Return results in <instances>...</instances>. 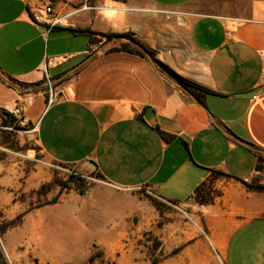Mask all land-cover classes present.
<instances>
[{"label": "crops", "instance_id": "0c3cea01", "mask_svg": "<svg viewBox=\"0 0 264 264\" xmlns=\"http://www.w3.org/2000/svg\"><path fill=\"white\" fill-rule=\"evenodd\" d=\"M196 1L0 0V109L19 105L48 160L101 175L85 194L24 214L3 236L7 264H53L79 249L90 257L93 247L110 264H138L144 238L165 244L175 230L196 244L203 233L223 264H264V190L243 184L264 185L255 156H264V17L202 14ZM41 4L61 15L85 8L46 31L31 21ZM169 10L181 14L165 22ZM84 29L128 34L154 59L109 53L73 32ZM154 60L205 91L201 102ZM44 78L60 83L49 103L32 93ZM212 172L220 195L196 204ZM148 196L177 211L162 222Z\"/></svg>", "mask_w": 264, "mask_h": 264}, {"label": "rangeland", "instance_id": "374dc122", "mask_svg": "<svg viewBox=\"0 0 264 264\" xmlns=\"http://www.w3.org/2000/svg\"><path fill=\"white\" fill-rule=\"evenodd\" d=\"M195 8L202 14L235 21L264 17V0H197ZM180 14V10L165 11V22H170L171 17L175 18ZM95 39L98 42L94 43V46H101L106 50L118 44L116 40L108 41L100 37ZM59 84L52 79L47 81L44 78L41 83L35 85L37 87L32 93H42L49 103L58 98ZM1 111L4 109H0V125ZM0 131H4L3 135L0 134V226L30 211L52 207L60 203L66 194L71 192L79 194L76 191L78 178H83L88 188L95 180H100L93 170L80 171L78 168L48 160L37 144L35 127L29 122L25 124L19 120L18 128L0 126ZM260 166L259 172H264V163ZM218 176H213L212 186ZM254 182L258 183V180ZM155 199L162 204L161 217L164 213L177 211L175 204ZM162 219V222H167V219L163 217ZM3 236L4 234L0 236V253L5 261L2 250ZM12 237L8 234L4 238V243ZM202 237L203 242L199 244L194 240L184 241L183 233L175 230L163 244L150 235L144 238L140 250L144 258H137L138 264H223L212 251L203 233ZM90 251V257L85 256V249H79V252L74 254L67 253L53 264H110L100 249L93 247Z\"/></svg>", "mask_w": 264, "mask_h": 264}, {"label": "trees", "instance_id": "16d2710c", "mask_svg": "<svg viewBox=\"0 0 264 264\" xmlns=\"http://www.w3.org/2000/svg\"><path fill=\"white\" fill-rule=\"evenodd\" d=\"M74 33H78L81 35H84L85 37H87L88 41L90 44H94L96 42H98L95 38L98 36L100 38H104L108 41H111L113 39H115L118 44L111 48L108 49L107 52L112 53V52H124V53H130V54H136L139 55L141 57H145L146 55L141 51V49L139 48L138 45H140L139 43H137L136 41H134L132 39V37L128 34L125 35H117V34H97L95 32H92L88 29H84V30H75L73 31ZM133 43H132V42ZM150 57L152 59H154V53L152 51H148ZM155 65L159 68V70L164 73L169 79L173 80L176 84H178L181 88L185 89L188 91V93L197 101V102H201V98H202V94L200 92H203L205 94V91L199 89L197 86L187 83L186 81H184L183 79L179 78L178 76H176L173 72H171L167 67L163 66L162 64H160L159 62H157L156 60H154ZM13 82L14 85H16L19 89H23L26 88L28 85L22 84V83H18L15 81H11ZM2 115V125L0 126H7L9 128H18V122L19 119L14 118L12 115L8 114L5 111H1ZM0 134L3 135L4 131L1 132ZM160 136L163 138V140L165 141H169L172 137L163 133H160ZM1 138V137H0ZM256 159H257V165H256V170L260 171L261 169V163H264V156L256 154ZM94 173H96L98 178H101V175L99 173H97L96 171H94ZM214 175H221V173H217V172H212L210 178L201 183L199 186H197L195 188V190L193 191V194L191 196V199L199 205H208L211 204L214 199L216 197H218L220 195V192L216 191L213 186H212V180H213V176ZM78 185H77V189L76 191L80 194L83 195L85 194V192L88 190V187L84 181L83 178H78ZM243 184L249 189V190H254V191H262L264 190V185L252 182V183H244ZM149 201L152 203L153 207L155 208V210L161 214L163 212V207L162 204L157 201L154 197L148 196ZM172 204H175L174 201H168ZM24 215H20L18 216L15 220L6 223L5 225L0 226V236L5 234L8 230L18 226L22 220ZM160 225V223H159ZM93 257H91L92 259ZM0 264H6V262L4 261L2 254L0 253Z\"/></svg>", "mask_w": 264, "mask_h": 264}, {"label": "built area", "instance_id": "2783aa9c", "mask_svg": "<svg viewBox=\"0 0 264 264\" xmlns=\"http://www.w3.org/2000/svg\"><path fill=\"white\" fill-rule=\"evenodd\" d=\"M85 7H82L80 9H74L73 13L70 14H59L57 13L54 8L51 6V4H41L38 6H34L32 8H29L31 13V21L34 24H41L44 25L46 28V31H51L57 26H66L67 25V18L74 14L79 12L80 10L84 9ZM261 58L264 61V51L261 52ZM48 79V78H47ZM48 81V80H47ZM30 99L26 100V102H29ZM22 104H25V101L20 100ZM4 111L8 114L12 115L14 118L19 119L23 123H28V121L23 117L21 108L18 104H14L12 107H6L4 108Z\"/></svg>", "mask_w": 264, "mask_h": 264}, {"label": "water", "instance_id": "95a60500", "mask_svg": "<svg viewBox=\"0 0 264 264\" xmlns=\"http://www.w3.org/2000/svg\"><path fill=\"white\" fill-rule=\"evenodd\" d=\"M132 42V41H131ZM133 43V42H132ZM139 46V48L141 49V51L147 56V57H149L150 58V55H149V53H148V50L147 49H145L143 46H141V45H138ZM183 89V88H182ZM187 94H189L188 93V91L187 90H185V89H183ZM190 95V94H189Z\"/></svg>", "mask_w": 264, "mask_h": 264}]
</instances>
